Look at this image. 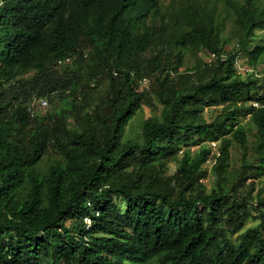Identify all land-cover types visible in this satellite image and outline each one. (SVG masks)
Returning <instances> with one entry per match:
<instances>
[{
  "label": "trees",
  "instance_id": "trees-1",
  "mask_svg": "<svg viewBox=\"0 0 264 264\" xmlns=\"http://www.w3.org/2000/svg\"><path fill=\"white\" fill-rule=\"evenodd\" d=\"M263 175L264 0H0V264H264Z\"/></svg>",
  "mask_w": 264,
  "mask_h": 264
},
{
  "label": "rangeland",
  "instance_id": "rangeland-1",
  "mask_svg": "<svg viewBox=\"0 0 264 264\" xmlns=\"http://www.w3.org/2000/svg\"><path fill=\"white\" fill-rule=\"evenodd\" d=\"M201 57L203 58H208L209 55L206 54L205 52H201L200 53ZM246 62V58L243 55L239 56V67L241 69L243 68H248V66L245 64ZM190 63V61H189ZM259 68H261V66H259ZM208 110L206 111V114H208ZM150 114H153V110L150 106L148 105H143L142 108L137 111V113L130 119L128 125L126 126V132L128 136H135L136 134H138L141 130V123L142 121L148 117ZM196 148V146H193L192 149ZM240 158V149L235 146L232 148V162H238V159ZM210 164L211 162L207 163V169H208V173L207 176L203 179V182L205 183L206 187H211L215 185V174L213 173L212 169L210 168ZM175 168V163H170L169 167H168V171L171 172L173 171ZM254 186L255 188L258 187H264V175L258 179L255 180L254 182ZM255 223L254 221H252L251 218L247 219L246 221V226ZM241 232L243 231V229L240 230ZM240 232L236 233L234 236H236L237 234H239Z\"/></svg>",
  "mask_w": 264,
  "mask_h": 264
},
{
  "label": "built area",
  "instance_id": "built-area-1",
  "mask_svg": "<svg viewBox=\"0 0 264 264\" xmlns=\"http://www.w3.org/2000/svg\"><path fill=\"white\" fill-rule=\"evenodd\" d=\"M212 56V55H211ZM235 64H236V66L238 67V68H240L239 67V55H236V57H235ZM242 68V67H241ZM40 104L42 105V106H44V105H46L47 104V100L45 99V98H40ZM255 105L257 104V103H254ZM211 144H212V146H215V142H211ZM87 221H89V219H86Z\"/></svg>",
  "mask_w": 264,
  "mask_h": 264
}]
</instances>
